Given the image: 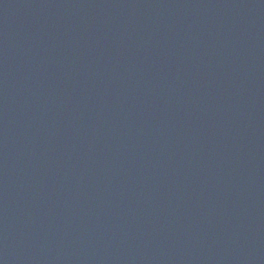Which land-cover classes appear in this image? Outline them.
Returning <instances> with one entry per match:
<instances>
[{"label":"water","instance_id":"95a60500","mask_svg":"<svg viewBox=\"0 0 264 264\" xmlns=\"http://www.w3.org/2000/svg\"><path fill=\"white\" fill-rule=\"evenodd\" d=\"M0 264H264V0H0Z\"/></svg>","mask_w":264,"mask_h":264}]
</instances>
